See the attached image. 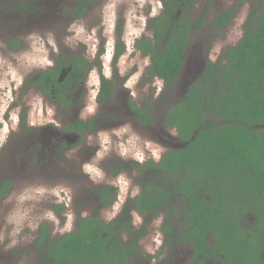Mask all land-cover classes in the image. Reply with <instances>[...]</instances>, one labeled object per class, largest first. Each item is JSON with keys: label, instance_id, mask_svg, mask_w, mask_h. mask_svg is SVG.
I'll use <instances>...</instances> for the list:
<instances>
[{"label": "trees", "instance_id": "obj_1", "mask_svg": "<svg viewBox=\"0 0 264 264\" xmlns=\"http://www.w3.org/2000/svg\"><path fill=\"white\" fill-rule=\"evenodd\" d=\"M39 1L13 0L10 15L20 16L18 21L22 22L40 12ZM207 1L209 15V6L216 0ZM91 2L76 0L61 7L73 21L84 15ZM243 3L251 4L243 36L224 49L220 61L206 59L201 74L187 86L182 98L170 101L168 97L186 71V49L193 40L190 34L198 33L199 39L208 42L209 36L201 34L203 26L212 21L213 32L223 30ZM194 5L195 0H163L161 13L150 20L153 34L144 35L135 44L150 56L147 79L164 81L160 99L170 104L164 127L176 129L184 143L169 148L160 160L150 158L143 164L122 160L116 164V174L138 172L136 179L142 190L109 221L99 211H82L94 203L111 206L118 188L109 184L84 188L85 198L76 203L74 229L54 236L51 226L45 222L40 225L30 247L32 264H130L133 259L151 260L155 256H144L140 242L148 235L149 224L161 216L167 252L181 255L180 245H190L187 250L192 255L184 264H264V0H238L210 22L193 17ZM23 44L19 38L8 41L11 49ZM119 48L125 49V44L119 43ZM55 57L50 68L32 73L26 84H36L63 109L70 108L83 96L82 84L92 65L77 52L60 49ZM115 90L116 83L103 76L98 102L107 104ZM129 105L140 124L156 123L153 104L140 107L130 101ZM98 119L79 117L65 122L61 130L83 137L96 130ZM52 140L59 141L57 137ZM60 145L54 144L52 149L64 154L71 147L66 140ZM12 184L11 179L2 182L0 197ZM59 208L64 211L65 206ZM135 213L143 219L139 225L134 222ZM163 260L160 264H169Z\"/></svg>", "mask_w": 264, "mask_h": 264}, {"label": "rangeland", "instance_id": "obj_2", "mask_svg": "<svg viewBox=\"0 0 264 264\" xmlns=\"http://www.w3.org/2000/svg\"><path fill=\"white\" fill-rule=\"evenodd\" d=\"M12 1L0 0V185L6 179L13 180L8 193L0 197V262L32 264L30 247L40 225L45 222L51 226L54 236L74 229L76 203L85 198L84 188L105 184L118 188L111 206L93 202L82 211H99L109 221L142 190L136 179L138 172L116 174V164L122 160L142 164L150 158L160 160L165 151L184 142L176 129H165L163 118L170 104L160 99L164 81L147 79L150 56L135 47L137 40L153 34L150 20L161 13L163 0H92L84 15L73 21L61 5L76 0H40V12L22 22L18 21L20 16L10 15ZM237 1L216 0L210 4L208 15V1L195 0L192 15L210 22ZM250 7V3L239 5L232 22L218 32L211 30L212 21L205 24L201 34L209 36L208 42L199 39L198 33L190 34L193 40L185 54L188 69L168 97L170 101H179L194 77L201 74L202 67L194 72L190 69L196 70L204 62L207 47L208 58L218 62L224 49L239 41ZM10 38L22 39L23 46L9 48ZM119 43H124L125 49L121 50ZM60 49L81 53L92 65L82 84L83 96L65 109L36 84H26L29 75L54 64ZM103 76L116 83V90L113 99L102 105L98 96ZM130 101L140 107L153 104L156 123L140 124L128 107ZM79 117L101 120L96 130L83 137L61 130L65 122ZM64 140L71 146L64 154L52 149L54 144L61 148L60 141ZM142 221L135 213V224ZM163 221V216L153 220L140 242L144 256L152 254L155 258L133 259L130 264H160L163 257L166 263L176 260L164 247ZM189 246L180 245L184 256Z\"/></svg>", "mask_w": 264, "mask_h": 264}, {"label": "flooded vegetation", "instance_id": "obj_3", "mask_svg": "<svg viewBox=\"0 0 264 264\" xmlns=\"http://www.w3.org/2000/svg\"><path fill=\"white\" fill-rule=\"evenodd\" d=\"M205 53H206V59L208 60V59H210V58H208V47H207V49H206V51H204ZM199 58H197V60H198ZM206 59L204 60V62L201 64V65H199V67H196V70L195 69H190L191 71H198V69L200 68V67H202L201 69L203 70L204 69V66L206 65ZM196 62H194L193 64H195ZM185 68H187V66L185 65ZM188 69V68H187ZM200 69V70H201ZM194 78H196V76L194 77ZM186 88V87H185ZM192 255V253H190L189 255H187V256H184L183 254H181L180 255V253L177 251V254L175 255V257H176V260L175 261H173V262H171V263H169V264H184L185 262H186V259L189 257V256H191ZM168 257H169V254H168ZM164 258V257H163ZM162 258V259H163ZM166 263V262H165Z\"/></svg>", "mask_w": 264, "mask_h": 264}, {"label": "clouds", "instance_id": "obj_4", "mask_svg": "<svg viewBox=\"0 0 264 264\" xmlns=\"http://www.w3.org/2000/svg\"><path fill=\"white\" fill-rule=\"evenodd\" d=\"M0 239H2V237H0ZM12 243L14 244V243H15V241H12Z\"/></svg>", "mask_w": 264, "mask_h": 264}]
</instances>
